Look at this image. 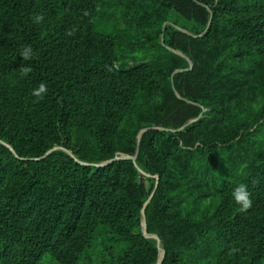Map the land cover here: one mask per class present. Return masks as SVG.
<instances>
[{
  "label": "trees",
  "instance_id": "16d2710c",
  "mask_svg": "<svg viewBox=\"0 0 264 264\" xmlns=\"http://www.w3.org/2000/svg\"><path fill=\"white\" fill-rule=\"evenodd\" d=\"M35 14L44 21L33 23ZM193 43L206 46L210 74L172 52ZM24 45L34 49L31 61L19 56ZM131 54L151 61L104 80L103 59ZM22 63L32 69L27 76ZM253 75L264 79V0H0V138L10 124L5 140L19 156L0 146V264H157V248L139 230L147 196L136 166L159 174L155 197L165 216L175 204L170 183L178 194L204 192L194 204L211 194L218 204L205 210L209 224L188 219L197 239L183 250L173 243L172 260L194 250L212 264H264V82L241 108L227 110L223 93L230 77ZM42 81L47 95L36 100L30 92ZM173 83L189 102L211 107L219 123L234 122L231 139L183 149L180 141L204 119L181 133L153 132L136 166L31 160L70 144L73 121L80 138L110 159L133 156L147 120L181 128L196 111ZM177 167L187 183L169 182ZM240 184L251 200L243 210L232 198Z\"/></svg>",
  "mask_w": 264,
  "mask_h": 264
},
{
  "label": "rangeland",
  "instance_id": "374dc122",
  "mask_svg": "<svg viewBox=\"0 0 264 264\" xmlns=\"http://www.w3.org/2000/svg\"><path fill=\"white\" fill-rule=\"evenodd\" d=\"M209 12L211 18L209 20L208 28H210L213 22L212 13L211 11ZM206 32L200 37L204 36ZM206 49L207 48L205 45L199 46L198 44L196 45L193 43L187 46L184 50L174 49L172 50V52L182 58H185L190 66V70L202 69L210 74L212 71L210 62L205 63L204 61ZM102 54H104L103 50ZM108 59L109 58L103 59L99 64V66L103 69L104 80L106 76L108 77V72H115V74H118L122 69L126 71L136 69L138 67L147 65L151 61L149 58L142 54H131L129 56H126L123 58V62L111 61ZM203 66H205V68H203ZM256 75L263 74L257 73ZM256 75H253L243 81H239L235 79V77H230L227 80V83L223 86L224 105L227 110L230 109L232 105H236L238 108H241L245 100L253 99L258 94V88L263 84L264 79L259 78ZM172 86L173 88H175L174 83ZM209 89H213L214 91L216 87H209ZM175 94L178 99H184L189 105L196 107V111L188 115L186 124L181 128H176V125L172 121L169 122L167 120H163V118L160 117H158L156 120H153V123L150 122L152 121V118L147 120L148 122H146L145 128L138 135V143L133 156L124 153H117L114 157H112V159H110L109 154L103 152L102 150H99L95 146L87 144L86 138H80V136L77 134L79 125L73 121L72 131L75 134L72 136L70 144L55 146L43 158L31 160L39 161L47 157H57L61 159H63L64 157H69L80 165L94 166L98 168L111 164L113 160H125L132 161L136 166L140 148H144L145 152L149 153L148 147L153 132L163 131L174 134L181 133L186 127L197 124L204 119H206L204 125L199 127L193 136H189V139L186 138L180 141L181 147L183 149L192 151L197 149L198 145L201 143H215L217 141H227L231 139L233 135L232 131L234 129V122H232L230 119H227L226 122L219 123L223 118H213L211 115V107L204 108L203 106L201 107L197 104L189 102L186 98H183L186 94V91L183 88H175ZM255 105H257V103H255ZM11 131H13V129L11 128L10 124H7L6 129H4L2 133L3 139L0 138V146L11 151V153L16 158H19L13 147L9 144V142L5 140L10 139ZM136 168L139 172L140 181L145 186V192L147 196L146 202L141 205L139 209L141 214V224L139 230L141 234L146 239L151 241L157 248V264H212L209 260H207L206 257H203L201 254H198L194 250L190 252L189 256H185V258L187 257V259L176 262L172 260L171 246L173 243H178V245L181 246L178 248H181L183 250L185 249L184 245L187 243V241H196V236H198L195 234V231H198L197 225L191 224L190 222L197 218L200 219V221L206 222V224L210 223V221H207L204 216L206 215L207 217V214L205 213L206 209L213 210L214 207L218 205L217 202H215V200L211 198L214 194H211L210 196H208V198L197 201L196 204H194L193 201L200 199V197L198 198V195L204 192L193 189L191 192L189 191L178 194L174 185L170 183L169 187L173 189V192L171 193V195H173L172 200L175 201V204H172V208L169 212L170 214H168L167 212L165 216L162 214L161 202H159L155 197L160 183L159 174H157L156 172L145 171L138 166H136ZM175 171L178 173V176L172 174L171 178H169V182L174 180L172 181V183H180V178H184L183 183H187L184 181H187L189 179V176L184 174L183 168L177 167ZM188 185L189 184L185 186L187 187ZM180 201L183 202L180 204ZM189 218L191 219L190 222L188 220ZM177 224L184 225L185 227L181 228V226ZM198 247L202 249L203 253L204 250L202 246L199 245ZM45 264H54V262L48 260Z\"/></svg>",
  "mask_w": 264,
  "mask_h": 264
},
{
  "label": "clouds",
  "instance_id": "9594fccd",
  "mask_svg": "<svg viewBox=\"0 0 264 264\" xmlns=\"http://www.w3.org/2000/svg\"><path fill=\"white\" fill-rule=\"evenodd\" d=\"M33 23L40 24L44 21V16L42 14H35L32 17ZM74 29L68 30L66 32L67 36L74 35ZM34 49L31 45H24L19 51V56L23 58V61H31L34 57ZM32 71L31 67L22 63L19 73L22 76H27ZM47 84L46 82H40L37 87L31 89L30 95L36 100H43L47 95ZM232 198L238 204L242 210L247 209L251 206V200L249 198V193L247 187L244 184L238 185L232 192Z\"/></svg>",
  "mask_w": 264,
  "mask_h": 264
},
{
  "label": "water",
  "instance_id": "95a60500",
  "mask_svg": "<svg viewBox=\"0 0 264 264\" xmlns=\"http://www.w3.org/2000/svg\"><path fill=\"white\" fill-rule=\"evenodd\" d=\"M115 160H113V162H114Z\"/></svg>",
  "mask_w": 264,
  "mask_h": 264
}]
</instances>
